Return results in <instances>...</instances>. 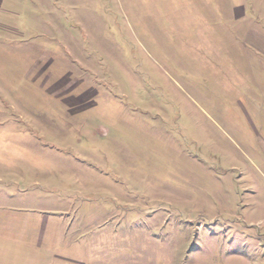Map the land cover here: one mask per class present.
<instances>
[{
	"label": "rangeland",
	"instance_id": "374dc122",
	"mask_svg": "<svg viewBox=\"0 0 264 264\" xmlns=\"http://www.w3.org/2000/svg\"><path fill=\"white\" fill-rule=\"evenodd\" d=\"M0 264H264V0H0Z\"/></svg>",
	"mask_w": 264,
	"mask_h": 264
}]
</instances>
